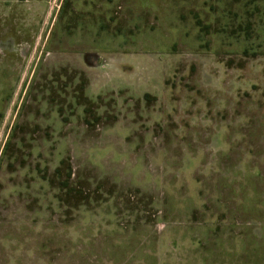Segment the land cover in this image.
I'll use <instances>...</instances> for the list:
<instances>
[{
    "label": "rangeland",
    "instance_id": "obj_1",
    "mask_svg": "<svg viewBox=\"0 0 264 264\" xmlns=\"http://www.w3.org/2000/svg\"><path fill=\"white\" fill-rule=\"evenodd\" d=\"M0 264H264V0H0Z\"/></svg>",
    "mask_w": 264,
    "mask_h": 264
},
{
    "label": "trees",
    "instance_id": "obj_2",
    "mask_svg": "<svg viewBox=\"0 0 264 264\" xmlns=\"http://www.w3.org/2000/svg\"><path fill=\"white\" fill-rule=\"evenodd\" d=\"M257 1H259V0H250V2H252V3H256Z\"/></svg>",
    "mask_w": 264,
    "mask_h": 264
}]
</instances>
